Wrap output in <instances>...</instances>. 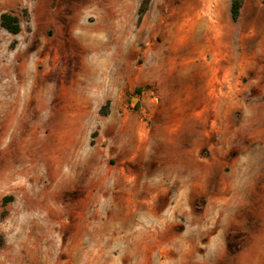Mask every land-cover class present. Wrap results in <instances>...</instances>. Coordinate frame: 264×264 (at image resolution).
Listing matches in <instances>:
<instances>
[{
    "label": "rangeland",
    "instance_id": "rangeland-1",
    "mask_svg": "<svg viewBox=\"0 0 264 264\" xmlns=\"http://www.w3.org/2000/svg\"><path fill=\"white\" fill-rule=\"evenodd\" d=\"M141 3L0 0V264H264V0Z\"/></svg>",
    "mask_w": 264,
    "mask_h": 264
},
{
    "label": "trees",
    "instance_id": "trees-1",
    "mask_svg": "<svg viewBox=\"0 0 264 264\" xmlns=\"http://www.w3.org/2000/svg\"><path fill=\"white\" fill-rule=\"evenodd\" d=\"M148 3L149 0H142V3L138 9V23L141 22V19L146 12ZM242 4L243 0H231L229 13L233 22L238 20ZM0 26L11 35H17L20 32L19 18L12 11L3 12L0 14ZM104 107L105 106H103L100 111H104Z\"/></svg>",
    "mask_w": 264,
    "mask_h": 264
},
{
    "label": "bare ground",
    "instance_id": "bare-ground-1",
    "mask_svg": "<svg viewBox=\"0 0 264 264\" xmlns=\"http://www.w3.org/2000/svg\"><path fill=\"white\" fill-rule=\"evenodd\" d=\"M13 113H14V112H13ZM73 145H74V144L72 143V146H73ZM75 145H76V144H75ZM72 146H71V147H72ZM75 148H76V146H75ZM72 149H73V148H72Z\"/></svg>",
    "mask_w": 264,
    "mask_h": 264
}]
</instances>
